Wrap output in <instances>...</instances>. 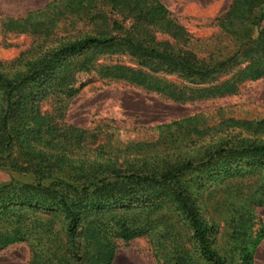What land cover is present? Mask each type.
I'll return each mask as SVG.
<instances>
[{
  "label": "trees",
  "instance_id": "trees-1",
  "mask_svg": "<svg viewBox=\"0 0 264 264\" xmlns=\"http://www.w3.org/2000/svg\"><path fill=\"white\" fill-rule=\"evenodd\" d=\"M263 21L264 0H233L218 26L237 50L222 59L200 57L157 0H60L25 22L8 21V30L38 34L47 45L21 69L0 63V171L26 177L0 184V251L29 242V264H112L116 241L157 236V264H254L262 236L254 228V208H264V140L228 134L154 164L104 165L99 155L88 164L71 152L85 132L57 124L60 111L40 108L49 96L71 99L79 90L76 76L91 73L106 54L126 55L151 74L189 82L195 87L191 99L233 94L239 82L264 76ZM76 22L84 28L48 37L57 24ZM106 75L143 80L140 71L126 67ZM232 181L247 185L230 198L234 189L226 185ZM217 184L228 191L222 245L219 222L202 213L221 204L203 193ZM166 208L175 215L166 219Z\"/></svg>",
  "mask_w": 264,
  "mask_h": 264
},
{
  "label": "rangeland",
  "instance_id": "rangeland-1",
  "mask_svg": "<svg viewBox=\"0 0 264 264\" xmlns=\"http://www.w3.org/2000/svg\"><path fill=\"white\" fill-rule=\"evenodd\" d=\"M57 1L60 0H0V63L5 68L11 71L21 69L26 60L37 55L47 45L45 38L38 34L8 30L5 27L7 22H25L29 14L38 13ZM157 1L189 35L200 57L222 59L237 50L230 36L218 26L219 19L233 0ZM58 26L48 37L60 39L73 32L74 28H84L83 22ZM262 27L264 21L259 30ZM158 39L173 44L166 35ZM118 67L140 71L142 82L136 84L106 75ZM229 78L228 74L219 79ZM75 87L79 90L71 99L66 101L63 96H49L42 102L40 109L55 115L60 111L61 117L57 124L85 132L84 141L71 152L72 158L84 160L88 164L96 155L100 156V162L104 165L154 164L160 156L178 149L182 152L193 151L228 134L264 140V76L239 82L233 94L191 99L195 87L189 82L171 75L151 74L136 67L126 55L106 54L95 61L91 73L76 76ZM11 179L25 181L26 177L0 171V184ZM245 185V182L241 185L237 181L230 182L226 187H230L231 191L234 189V192L229 197L232 198ZM218 188L217 184L203 193L213 203L217 201L221 204L216 211L205 207L202 213L219 222L218 243L222 245L225 241L222 237L227 232L223 224L225 210L222 200L227 197L224 193L228 191H224L225 187L222 191ZM154 202L159 203L157 199ZM254 210L257 222L254 228L261 230L262 236L255 248L253 262L264 264V208ZM163 213L166 219L172 214L167 208ZM115 244L112 264H157L153 257V247L159 248L157 236H141L129 242L116 241ZM29 247V242L7 246L0 251V264H29Z\"/></svg>",
  "mask_w": 264,
  "mask_h": 264
}]
</instances>
